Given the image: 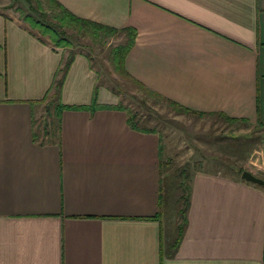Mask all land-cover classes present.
I'll return each instance as SVG.
<instances>
[{"label": "crops", "instance_id": "crops-1", "mask_svg": "<svg viewBox=\"0 0 264 264\" xmlns=\"http://www.w3.org/2000/svg\"><path fill=\"white\" fill-rule=\"evenodd\" d=\"M54 1L122 44L134 29L125 69L138 85L234 130L264 128V0ZM10 2L0 0V264H264V187L204 163L180 237L182 191L173 197L164 175L173 155L159 132L131 125L88 55L75 53L59 99L81 108L63 111L55 142L34 139L38 100L70 52ZM255 162L245 170L264 179V152Z\"/></svg>", "mask_w": 264, "mask_h": 264}, {"label": "rangeland", "instance_id": "rangeland-1", "mask_svg": "<svg viewBox=\"0 0 264 264\" xmlns=\"http://www.w3.org/2000/svg\"><path fill=\"white\" fill-rule=\"evenodd\" d=\"M6 9L31 28L51 37L46 28L27 18V14H32L62 37L63 43L57 47L88 55L101 82L115 90L120 102L132 114L136 112L140 126L160 133L165 153L173 155L164 172L166 188L170 184L173 197L176 191L183 192L180 168L186 167L190 174L204 163L227 165L238 174L241 169L257 168L255 161L264 152V128L248 126L234 130L212 116H197L179 110L148 92L116 68L113 49L121 45L122 40L114 32L102 31L94 25L86 27L77 21H60L56 16H64L61 8L49 0H40V3L38 0H11ZM48 119L53 120L52 117Z\"/></svg>", "mask_w": 264, "mask_h": 264}, {"label": "trees", "instance_id": "trees-1", "mask_svg": "<svg viewBox=\"0 0 264 264\" xmlns=\"http://www.w3.org/2000/svg\"><path fill=\"white\" fill-rule=\"evenodd\" d=\"M49 1L52 4L54 3L59 8H61L64 16H62V15H61V17L56 16L59 18L60 21L61 20L62 21H65V20L77 21L86 27L90 26L92 24L89 21L75 17L72 13H70L62 5H60L59 3H56V1H54V0H49ZM38 2L40 3V0H38ZM27 18L31 19L32 21H34L38 24H40L42 27L46 28L48 30L47 32L51 34V39L53 40V42L56 46H60L63 43L62 37H59V35H58L57 31H55V29L49 27L48 25H44V23H42L39 19L36 20L32 14H27ZM93 25H94V23H93ZM94 26L96 28L102 30V31L103 30L104 31L111 30V32L117 31V29H104L103 26L96 25V24ZM126 31L129 34V39L127 40V42L125 44H121V45H119L113 49V60H114V63L116 65V68L118 69V71L122 72L126 76H129L126 69H125V60H126V57L129 53V51L131 50V47L134 45L136 32L133 28H127ZM47 32L45 31L44 33H47ZM74 57H75V52L70 51L68 58L66 59V61L64 62V64L62 65L61 69L58 71V74L56 75V77L54 79V84L52 87L53 88L52 93L48 94V96H46L44 99L38 100V101H42V102L45 101L46 106H45V115H44L43 122L39 126L38 132L34 133V139L36 141L41 139L42 143H45L48 141L49 142H55L54 140L58 139V133H59V129H60V121L62 118L63 111L66 108H81V107H76V106H67V105H64L63 103L59 102L60 94H61L63 83H64V79H65L66 73H67ZM140 86L142 88H145L148 92L152 93L153 95L164 99L173 107L175 106L176 108H179V110L181 109V110H184V111L190 113V111L188 109L181 107L178 103H175L174 101H172L170 99H167L165 97L160 96L157 93L150 91L146 87H143L141 84H140ZM96 91H97V88H96ZM96 91H95V93H96ZM117 107L122 108L128 112L129 121H130L131 125H133L134 127L141 129V130H147L149 132H156V130H154V129H148V128H144V127L140 126V124H139L140 121L138 119V115H136V112H133V114H132L131 110L127 106H125L123 103L119 102ZM200 115H202V114L200 113ZM49 117H52L53 120L50 121L48 119ZM244 170L245 169H241L240 174H242ZM179 173H180V177H181L180 183L182 185V190H183L182 195H181V199H180L182 202V208L180 209V215H181L182 220H183L182 221L183 226H180V228H179V236L181 237V234L183 232V227L186 223V214L188 211V207L190 205V198H191V183L190 182H191V176L192 175L185 168H182V169L180 168ZM259 186L264 187L263 185H259ZM178 242H179V240L177 241L176 244H178Z\"/></svg>", "mask_w": 264, "mask_h": 264}, {"label": "water", "instance_id": "water-1", "mask_svg": "<svg viewBox=\"0 0 264 264\" xmlns=\"http://www.w3.org/2000/svg\"><path fill=\"white\" fill-rule=\"evenodd\" d=\"M242 177L246 181L253 182V183L264 186V179L261 177H258L257 175H255L254 173H252L249 170H244L242 173Z\"/></svg>", "mask_w": 264, "mask_h": 264}]
</instances>
